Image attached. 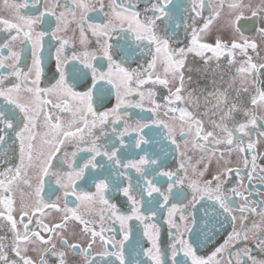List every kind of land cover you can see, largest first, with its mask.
<instances>
[{"label": "snow or ice", "instance_id": "1", "mask_svg": "<svg viewBox=\"0 0 264 264\" xmlns=\"http://www.w3.org/2000/svg\"><path fill=\"white\" fill-rule=\"evenodd\" d=\"M149 2L141 18L140 11L134 10L139 0L136 4L122 0L107 4L106 0H56L55 4L47 0H4L12 18H5L0 9V144L11 142L13 160L9 163L7 152L0 151V226H6L12 235L10 241L0 236V264H221L224 255L226 264H264V258L253 255V248L247 246L252 232L255 249L264 256V200L253 202L251 191L245 195L239 188L227 186L235 173L240 187H257L251 185L258 175L253 151L257 142L252 133L264 129V63L253 62L254 57L248 54L258 45L244 35L240 24L242 20H261L264 0L258 5L231 0L226 14L224 0ZM245 11L250 16H245ZM90 12L104 13V19L94 23ZM222 14L216 36L201 42L202 36L208 40ZM68 15L80 34L79 52L75 37L70 46L63 35L68 30ZM47 17L55 18L54 27ZM45 25L51 27L50 32ZM228 31L232 35L225 39L221 33ZM255 31L264 38V23ZM89 32L102 51L99 67L93 63L97 52L88 50ZM46 37L56 71L55 82L42 87ZM28 52L31 66L25 71L21 62L22 58L27 60ZM133 63L136 68L131 67ZM193 72L199 77L196 87H190ZM156 86L167 90L163 104L157 102ZM76 87L86 90L76 91ZM113 91L115 105L106 111L95 110L93 105L103 107L105 97ZM134 94L138 101L130 99ZM145 99L152 105L147 109L152 115L136 120L134 125L129 123L131 117L122 106L143 111ZM161 112L168 120L159 118ZM61 113H71V117L64 119ZM259 136L264 137V130ZM102 138L108 143L101 145ZM181 142L186 146L191 143L200 152L195 164L191 163L190 151L182 152L186 159H181L173 171L165 159L170 151L180 152ZM68 147L75 150L68 152ZM217 151L221 158L225 151L244 155L248 184L243 183L240 168L219 169L211 179H204ZM78 152L88 153L82 165L72 162ZM132 153L139 158L125 162L124 157ZM250 153L252 168L248 170ZM260 155L264 157V153ZM130 170L136 173L134 184ZM259 180L264 184V176ZM77 181L84 185L79 191ZM69 187L71 193L66 190ZM17 189L21 190L19 203L15 199ZM112 191L126 198L120 203L130 207L129 214L111 202L108 193ZM70 194L75 197L74 207L67 203ZM62 197L63 207L59 203ZM237 198L243 203L236 205ZM88 206L101 209L99 232L85 219ZM165 208L170 243L162 247L160 228L148 221ZM53 211L58 217L45 222L44 217ZM178 211L179 223L175 219ZM236 211L241 213L239 228L235 226ZM133 218L144 225L143 236L150 247H127L132 241L125 229ZM189 220L202 224L198 233L188 226ZM109 221L120 224L122 238L118 241L106 236L109 229L104 225ZM77 222L83 225L81 242H75ZM95 222L93 218L91 223ZM229 222L233 231L207 257L197 255L196 241L185 239L181 230L183 224L207 243L226 230Z\"/></svg>", "mask_w": 264, "mask_h": 264}, {"label": "flooded vegetation", "instance_id": "2", "mask_svg": "<svg viewBox=\"0 0 264 264\" xmlns=\"http://www.w3.org/2000/svg\"><path fill=\"white\" fill-rule=\"evenodd\" d=\"M48 3L50 4H55L56 0H47ZM110 0H106V4L109 3ZM123 3L128 4V3H133L136 4V0H122ZM183 2L186 3V0H183ZM231 2V0H224L225 3V8H224V13L226 14L228 9L226 7L227 3ZM61 3H63V0H61ZM243 3L245 5L251 3L252 5H258L261 3V0H243ZM146 7H150V2L149 0H139V3L136 4V7L134 10H138L141 13V18H143V16L145 15L144 13V9ZM0 9H3V14L5 16V18L11 19V15L10 12L7 8H4V0H0ZM109 9L106 7L105 11H108ZM120 9H117V11H119ZM31 14V13H28ZM147 15H151V13H147ZM203 15L205 17H207L209 15V12L207 10H205L203 12ZM89 16L92 17V22L94 23H100L102 22V20L104 19V13H98V12H90ZM245 16H250V12L245 11ZM46 20L51 24L52 27L55 26V18L52 17H47ZM67 20L69 22L68 24V30L66 33H64V38L69 40V44L71 46L72 41H73V37H75V43H76V51L79 52L81 51V45L79 43L80 41V34L79 31L77 29V25L72 24L71 20L72 17L71 15L67 16ZM223 22V14H222V19L219 22H215L211 32L208 34V40L206 41L203 36L201 38V42H210L212 38H214L217 34V29L219 27V24ZM264 23V14H262V18L261 20H257V21H253L251 19L248 20H242L241 21V28L243 30V33L245 36H247L249 38V40H254L258 47L256 49L255 52H253L251 49L248 50V54L254 57V61L255 63L259 64V63H264V38H262L256 31L255 28L261 26V24ZM200 24H203V21L200 22ZM45 27H47V30L50 32L51 31V27H48L47 25H45ZM124 27H127V24H124ZM74 29H77L75 32L73 31ZM221 35L224 36L225 39H229L232 35L231 31L228 32H224L221 33ZM180 39H183V32L181 30L180 33ZM47 44H48V37L45 38V59L42 65V76H41V86L42 87H49L52 83L55 82V80L53 79V75L56 71V66H55V59L54 56H49L48 54V49H47ZM177 47L183 46L182 44H177L175 45ZM17 48V50H19V44H17L15 46ZM30 48V46H29ZM88 50L89 51H95L97 52V58L96 60L93 61L94 64H96L98 67L100 66V61L103 60L102 57V51L100 49V46L96 44V40L95 37H93L91 35V33H88ZM55 49H52V52L54 53ZM3 54L6 55L7 52L6 50H3ZM68 55L71 56L72 55V51L69 50ZM27 60H24L22 58V62H21V68L23 70H27V67L31 66V58H30V52L27 53ZM198 59V58H197ZM189 60H192V56L189 57ZM226 63V62H225ZM104 68L106 69L107 67V62L104 61L103 64ZM127 66V65H125ZM193 66H198L195 65V62H193ZM132 68H136L137 65L135 63L131 64ZM3 71V70H0ZM157 71H161L159 68H157ZM162 74V72H161ZM193 76V81L194 83L192 85H190V87H196V81L199 80V77L197 76V74L195 72L192 73ZM89 86H90V80L88 81ZM200 83H203L202 80H200ZM157 88V102L163 104L164 101L162 99L163 96L167 95V90L164 89L161 86H156ZM76 91H84L86 90L83 87H76L75 88ZM130 99L133 100V102L138 101L140 98L138 95H133L132 97H130ZM54 103L56 102L55 100L53 101ZM116 103V97H115V91H113V93L110 96H106L105 97V101L103 104V107H100L99 105L94 104L93 107L95 110L97 111H106L108 109H111ZM144 104V110L142 111L139 108H135V107H127V105L122 106V111H128L131 119L129 121V123L131 124H135L136 120L138 119H146L147 117L151 116L152 114L150 112L147 111V109L151 108L152 105L150 103V101L148 99H145L143 101ZM201 112H203V108L200 109ZM62 117L64 119H69L71 117V113H61ZM160 119H165L168 120L167 117H164L163 112L160 113L159 116ZM40 122H43V117L40 118ZM171 122V121H169ZM120 128H123L124 125L123 123H120L118 125ZM111 130V125L109 126V132ZM264 130V129H258L256 131H254L252 133V138L257 142L256 143V147L253 150L254 153L257 156V160H256V173L257 178L251 181V185H256V188H252L249 187L247 189L240 187V180L238 178H236L235 173L232 174V176L229 177V181L230 183H228V187H237L239 188L240 191H242L245 195L248 194L249 191L252 192V201H258V200H264V184L260 183L259 177L260 176H264V172H261L260 169L264 168V157H262L260 155V153H264V137H260L259 136V131ZM37 131H39V128L37 129ZM96 135L99 136V130L96 131ZM133 136L135 135L134 133L132 134ZM245 141L247 142V138H245ZM108 143L107 138H102L100 139V144L101 145H105ZM37 144H39V139H37ZM82 147H84L82 145ZM68 152H72L75 149L72 147H68L66 149ZM190 151L191 153V163L195 164L197 159H198V155L200 150L197 149H193L191 143H189L187 146L183 144V142H181V149L180 152H169L166 159H165V164L167 165L168 169H171L173 171L176 170V168L179 166V163L181 161V159H186L184 157L181 156V153L184 151ZM0 151H5L7 152V159L9 161V163L12 162L13 160V152L11 151V142L9 141L8 143L5 144H0ZM127 151V150H125ZM151 151V150H149ZM135 153H139V155H142V152H139V150H135ZM135 153L129 154L127 156L124 157L125 162L127 161V159H138L139 156L136 155ZM61 155H63L61 153ZM88 158V153L86 152H78L77 156L75 158V161H72L71 157H67L66 159H68L69 161H72L74 164L76 165H82L84 163V160ZM100 158L98 157L97 160H99ZM163 159V157H162ZM243 159H244V155L241 153H238L236 151H233L231 153H228L227 151H225L223 153V157L221 158V153L220 151H217L216 154L214 156H211V163L209 166V171L205 173L204 179H211V176L216 174L217 170L219 169H223V168H240L241 169V176L243 178V183L244 184H248V178H247V171L244 169V164H243ZM248 160H249V168L248 170H251L252 168V161H251V153L248 155ZM18 162V161H17ZM6 166V165H5ZM2 167V166H0ZM199 167V165H198ZM65 171H67V167L66 165L64 166ZM192 169L189 167L188 172L189 174H191ZM129 174L133 177V184L135 183V177H136V173L134 170H130ZM52 183V187H57L53 182ZM127 183V181H125V184ZM77 185L78 187V191L80 190V188H84V185L82 184L81 181H77ZM24 186L21 185V189ZM164 187L166 188L167 185L164 184ZM46 190H45V198H48V184H46L45 186ZM257 188L259 189L260 194L257 193ZM69 193H71V187L66 189ZM88 190V189H85ZM92 191H94V186L91 188ZM20 189H17L15 192V199L17 200V203H19L20 200ZM63 190H61L62 192ZM109 198L111 199L112 203H117V206L120 207L121 212L123 214H129L130 213V207L127 204H123L121 205L120 202L126 200V198H124L122 196V194H117L114 191L109 192L108 193ZM52 200H55V196L53 195L51 197ZM137 199H139V196L137 195ZM189 199H191V197L189 196ZM75 197H73L71 194L68 196L67 198V203L69 207H74L75 206ZM30 202V201H29ZM175 202V201H173ZM60 206L63 207L64 206V199L63 197L61 198V200L59 201ZM243 203L242 199L237 198L235 200V204L239 205ZM251 206H255V203H252ZM101 209L99 207L96 208H91L90 206H88V210H87V214L85 215V219L89 220V227H95V230L97 232L100 231V221H99V214H100ZM189 211H191V209H189ZM85 212V206L82 205L81 206V213L84 214ZM237 217V220L235 222V226L236 228L240 227V217H241V213L236 211L234 213ZM59 214L55 213L54 211L49 213L47 217H44L45 222H48L49 220L53 219L54 217H58ZM179 215L180 212L178 211L176 214L175 219L177 220V222L179 223ZM198 216L202 215V213H198ZM244 215H247L246 213ZM166 217H167V209L165 208L163 210L162 213L158 214L156 217H154L152 220L148 221L149 224L155 223L159 228H160V242H161V246L165 247L168 243H170V239H169V226L166 223ZM93 218H95V224L91 223V221L93 220ZM257 221L260 220L259 216H255L254 217ZM17 220H19V216L17 213ZM247 223L251 224V219H249L247 221ZM106 229H109V231L106 233V236L108 237H114L116 241H118L119 239L122 238V234H121V227L119 222H115L113 223L112 221L107 222L105 225ZM188 226L191 227L194 230V233H198L200 231V228L202 227V224H194L191 220L188 221ZM83 229V225L79 224L77 222V226L75 231L77 232L78 235V239L75 242H81L83 240V235L81 234V230ZM225 229L226 230H222L220 234H218L217 236H215L213 238V240L211 242H207L205 243L203 241V237L200 236L198 237L195 234L189 233L186 229H184L183 224L181 225V230L184 232V238L185 239H189L190 241H196V243L194 244V248L196 249V253L198 256H203V257H207L210 252L212 250H214V248L216 246H218L219 244L223 243L224 239L227 238V235L229 232L233 231L232 225L231 223H227L225 225ZM130 232V238H131V244H127V247L129 249L133 248V247H142V248H147L150 247L149 241L147 239V237L143 236V232H144V225L141 224L139 221L135 220L134 218L132 220H130L126 226V229ZM71 225H69V238L71 235ZM149 231H151V229H149ZM175 231V230H173ZM11 232L8 231V228L6 226H0V236H6L8 238V240H11ZM253 233L250 232L249 233V241L247 242V246L252 247L253 248V255H256L258 258H264V256L261 255V253L255 249V241H253L252 239ZM264 238V237H262ZM70 242L71 241L70 239ZM97 244H99V241H97ZM59 247V245H57ZM241 247H244L245 245H240ZM97 250V248L94 247L93 251L95 252ZM30 255L33 256V258L35 257L34 253H29ZM221 260V264H226L227 261V256L224 255L223 257L220 258Z\"/></svg>", "mask_w": 264, "mask_h": 264}]
</instances>
